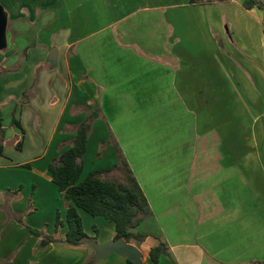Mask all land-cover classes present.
I'll list each match as a JSON object with an SVG mask.
<instances>
[{"label":"crops","instance_id":"0c3cea01","mask_svg":"<svg viewBox=\"0 0 264 264\" xmlns=\"http://www.w3.org/2000/svg\"><path fill=\"white\" fill-rule=\"evenodd\" d=\"M244 2L0 0L8 16L0 50V264H86L97 255L94 244L114 241L113 223L80 210L92 241L63 242L70 203L49 171L71 147L84 110L97 108L104 118L94 123L82 179L117 164L116 148H101L112 133L153 213L137 228L147 240L131 244L140 264H154L157 239L177 264H264V110L248 115L239 106L242 81L257 83L254 105L264 100V11ZM234 80L241 94L227 82L218 91L219 81ZM204 113L226 128L206 149L198 143ZM236 119L242 132L259 134L253 146L242 143L239 125L232 129ZM113 174L104 179L116 182ZM58 212L64 225L56 232ZM95 264H127V256Z\"/></svg>","mask_w":264,"mask_h":264},{"label":"trees","instance_id":"16d2710c","mask_svg":"<svg viewBox=\"0 0 264 264\" xmlns=\"http://www.w3.org/2000/svg\"><path fill=\"white\" fill-rule=\"evenodd\" d=\"M217 1L231 0H189V4L208 5ZM244 6L248 10L258 7L264 11V5L257 0H245ZM2 74H4V70L0 66V76ZM31 93L32 89L24 93L21 101L22 105L29 101ZM84 112L86 113L85 120L74 128L76 137L71 147L53 160L49 166L54 184L58 187L64 199L70 203L66 214V224L69 231L63 242L68 246H81L92 241L84 230L83 220L80 215L81 210L91 217H101L113 223L116 232L114 241L123 239L127 244L135 242L140 245L147 240L148 236L138 233L137 228L143 221L152 217L153 213L147 197L112 133H110L108 141L102 142L101 148L104 149L110 145L114 146L117 150V164L106 171H92L82 179L85 168L84 156L87 152L88 140L94 123L104 118L100 108L92 111L84 110ZM13 126L23 132V139L24 131L22 125L15 117ZM5 134L4 120L0 119V156H4L5 152L3 142ZM22 139L16 146L18 151L22 149ZM100 156L101 151L97 157ZM116 170H122L125 173V182H112L104 179V175ZM63 225L61 213L58 212L55 224L56 232H59ZM30 232L38 234V231L31 228ZM157 240L158 244L149 251L150 260L154 264H160L161 258L166 257L172 264H177L169 245L164 240ZM49 242H57V240L50 239ZM94 243H96L95 240ZM98 261L94 257L86 264H95ZM127 264H134L129 257H127Z\"/></svg>","mask_w":264,"mask_h":264},{"label":"rangeland","instance_id":"374dc122","mask_svg":"<svg viewBox=\"0 0 264 264\" xmlns=\"http://www.w3.org/2000/svg\"><path fill=\"white\" fill-rule=\"evenodd\" d=\"M2 1H3V3H5V5H6V2L11 3V4L16 2V0H2ZM0 5L2 6L1 3H0ZM3 9H4V7H3ZM216 40L218 42V45L220 46V49L221 48L223 49L221 39L216 37ZM233 77L234 76L231 73V79L232 80H233ZM226 82H227V85L229 86V87L227 86V88H230L231 91L234 90L236 93H238V91L240 92V90H241L240 86H239L240 82L237 80L219 81V84L217 85L219 87L216 86L218 88L219 92L220 91L222 92V89H220V88H222L223 84ZM255 84H257V83L254 81V83L249 87V86H246L245 81H242V101H241V104L239 106L242 105L241 110L246 112L248 115L250 114V111L255 112V110H256V111L260 112L261 110H264V100H263L262 106L254 105V101H255L254 96L256 97L255 94H257V92L255 90V89H257V85H255ZM254 91H255V93H254ZM205 92H206V89H205ZM232 94H233V92H232ZM240 94H241V92H240ZM238 97H239V95H238ZM255 102H257V101H255ZM235 108H237V106ZM251 115H252V113H251ZM241 120L242 119H239V120L236 119V122L232 123V126H231L232 129H233L234 125H237V126L239 125V127H240V125H242ZM252 120H253L252 117H247L246 120H244V121L249 124L250 121H252ZM221 122H222L221 118L218 119L216 117L215 118L206 117V115L204 113V118L202 120H200V124H199L200 130H199V134H198V143L202 145V148L206 149L210 145L212 147V144H217V143L221 142V140L223 139V136H224V130L226 131V128L219 125V124H221ZM228 127H230V126L227 125V128ZM238 134H239V132H238ZM240 134L239 135L242 137V143L245 142V144L250 143V145H252V144L254 145V142L258 141V139H259L258 133H252L251 134V133H245L244 131L242 132L241 127H240ZM239 135L236 136L237 139H238ZM232 136H234L233 132H232ZM209 151L212 152L213 151L212 148ZM206 154H207V152H206V150H204V154L202 155V157L206 156ZM109 179H112L116 182H125V173L122 170H116V171H114V174L109 177Z\"/></svg>","mask_w":264,"mask_h":264},{"label":"water","instance_id":"95a60500","mask_svg":"<svg viewBox=\"0 0 264 264\" xmlns=\"http://www.w3.org/2000/svg\"><path fill=\"white\" fill-rule=\"evenodd\" d=\"M264 5V0H257ZM8 29V16L0 5V50L6 47V34ZM58 51L54 50L49 55V61L53 66L57 65ZM97 251L96 258L98 260L106 259L109 255L116 253L122 256H127L134 264L141 262V254L138 248L131 244H127L123 239L115 240L106 245L98 246L94 244Z\"/></svg>","mask_w":264,"mask_h":264}]
</instances>
